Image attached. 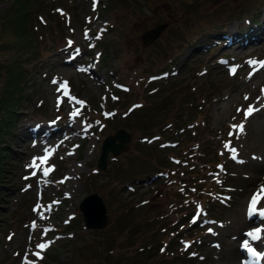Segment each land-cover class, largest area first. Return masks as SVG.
<instances>
[{"label":"rangeland","instance_id":"rangeland-1","mask_svg":"<svg viewBox=\"0 0 264 264\" xmlns=\"http://www.w3.org/2000/svg\"><path fill=\"white\" fill-rule=\"evenodd\" d=\"M12 1L0 0V95L21 63L22 95L9 130L0 128L10 153L0 179L3 264H36L47 250L37 245L53 239L67 241L58 254L64 264H146L147 253L158 246L159 256L179 230L171 245L176 264H247L245 233L264 228L247 217L251 196L264 185L257 124L264 116L259 110L244 119L237 109L256 107V77L245 63L264 58V33L250 41L236 32L255 14L264 22V0H96L95 8L94 0H26V27L38 48L28 63L15 40L16 17L2 15ZM49 16L55 22L47 28ZM162 21L145 43L143 30ZM192 93L196 103L183 117L193 125L178 128L172 114ZM72 111L80 125L58 140ZM35 123L59 128L42 137L30 129ZM240 123L243 133L232 127ZM117 127L129 137L99 168L101 140ZM202 127L211 136L197 139ZM18 138L23 142L15 144ZM45 149L47 161L40 159ZM34 158L36 168L27 167ZM93 190L105 204L99 228L85 227L78 208ZM261 237L254 242L260 252ZM259 257L264 262V253Z\"/></svg>","mask_w":264,"mask_h":264},{"label":"trees","instance_id":"trees-1","mask_svg":"<svg viewBox=\"0 0 264 264\" xmlns=\"http://www.w3.org/2000/svg\"><path fill=\"white\" fill-rule=\"evenodd\" d=\"M26 0H14L10 2L9 8L10 13L9 14H2L7 17L13 15L16 17V20L13 22V24H17L18 29V35L16 36V42H20L21 54H24V62L28 63L30 60H32L34 57L38 55V48L35 44V39L33 32L29 30L26 27L27 19L29 18V8L26 5ZM13 6H15V9L12 10ZM19 13V14H18ZM16 14V15H15ZM18 14V16H17ZM52 22H55V19L53 16L48 17V24L46 25L47 28H49L50 24ZM58 22V21H57ZM49 30V29H48ZM237 36L241 39H247L250 41H253L254 37H256L257 34H263L264 33V22L258 17L257 14L252 16L247 22H245L241 27L237 30ZM51 44H54V38L51 40ZM8 81H9V87L6 91H2L3 93L0 95V109L5 111V114H3L0 117V128H3L5 130H9V126L12 122V116L14 115L13 112L15 111L14 105L18 103L22 92H21V74H22V63L19 66V68L13 70V72L10 73ZM215 88L208 86L207 87V94L213 95L216 90ZM206 90V89H205ZM205 90L203 93H205ZM206 97V96H205ZM197 94L192 93L191 97L186 96L185 98L180 100L179 107L177 108V111H175L172 114L173 120L177 123L178 128H188L187 124L193 125V119H185L183 117V114L191 109L192 105L196 103ZM202 104V103H201ZM204 123V121H202ZM149 127V126H147ZM198 133L200 135H197V139H205L211 136V133L208 131L207 128H201ZM3 149V150H2ZM4 151V152H3ZM10 155V153L5 149V145L3 143L0 144V179L3 176L2 169L4 168L2 163L6 160V156ZM1 186V183H0ZM203 188H200V191L202 192ZM3 193V190L0 188V195ZM182 236L181 231L175 232L173 236H170L164 243L163 251H160L158 253L159 256L154 255L155 252H157L158 246H154V251H149L146 258V264H176L178 261L177 253L174 252V250L171 248V245L173 241L176 238H180ZM191 235L187 236L190 237ZM159 242H162V239L158 240ZM164 241V240H163ZM67 244V241H63L61 243L60 241L53 239V241L49 244V247H47L46 255L44 257L36 259V264H64L60 261L58 258V254L63 251V246ZM143 246V245H142ZM186 252H182L184 255H190L194 254V252L184 250ZM161 256V257H160ZM5 261V258H0V264H3Z\"/></svg>","mask_w":264,"mask_h":264},{"label":"water","instance_id":"water-1","mask_svg":"<svg viewBox=\"0 0 264 264\" xmlns=\"http://www.w3.org/2000/svg\"><path fill=\"white\" fill-rule=\"evenodd\" d=\"M164 25L165 22L162 21L144 29L141 34L143 41L148 43L154 39ZM128 137V131L124 127H117L113 132L104 135L96 159L97 167L104 168L107 153H118ZM78 208L82 215V222L85 227L99 228L104 225L106 221L105 204L100 194L95 190L85 193L81 197L78 202Z\"/></svg>","mask_w":264,"mask_h":264},{"label":"snow or ice","instance_id":"snow-or-ice-1","mask_svg":"<svg viewBox=\"0 0 264 264\" xmlns=\"http://www.w3.org/2000/svg\"><path fill=\"white\" fill-rule=\"evenodd\" d=\"M96 6V0H94L93 3V7L95 8ZM59 11V10H58ZM42 19V18H41ZM43 22V20H42ZM252 63H256V61H252ZM262 64H264V62H261ZM236 69L233 68L231 70L232 74H235ZM53 83H56L55 81H53ZM63 88H65L66 90V85L62 86ZM57 91H60V89H57ZM262 92H264V90H262ZM245 99L247 100L248 97L245 96ZM79 103H83V101H80ZM58 104H59V100H58ZM259 111L258 108H256L255 106L249 104L248 107L246 109H237V112H242L244 119H248L254 112ZM79 113L78 112H73L72 115L73 116H77ZM233 119H235V117H233ZM233 128L238 129L239 132L243 133L244 131V124L240 123V124H234L232 125ZM45 156H43L42 160L47 161V159L49 158V155H51V152L49 151V149H45ZM236 150L233 149V152H235ZM233 159H235L236 157L233 156ZM177 163H179V161H177ZM37 166V160L36 158L33 159V161L31 162L30 165H28L27 167L29 168H36ZM54 170V166L52 169L49 168H44L43 169V175L47 176L49 174L50 171ZM37 172L33 171L32 172V176H36ZM24 179H29V177H24ZM264 200V185L260 186L259 189L253 193V195L251 196L249 205H248V209H247V217L248 219L252 220V219H260L262 222H264V207H259L260 202ZM146 203V202H145ZM33 227H35V223H33ZM208 231L211 233L212 229H208ZM261 233H264V228L261 227H256L253 228L252 230L248 231L245 233V236L251 237L252 240L254 241H260L262 239L261 237ZM9 239L11 240L12 237L9 236ZM38 248H40L41 250L46 249L47 247H49L48 244H39L37 245ZM218 247V245H217ZM241 248L243 250H245L247 252V254L249 256L258 258L261 253H259L256 249H254L253 247L249 246V242L248 240H244ZM161 251H163V249H161ZM35 255L39 256V253H35ZM42 259V257H41Z\"/></svg>","mask_w":264,"mask_h":264},{"label":"bare ground","instance_id":"bare-ground-1","mask_svg":"<svg viewBox=\"0 0 264 264\" xmlns=\"http://www.w3.org/2000/svg\"><path fill=\"white\" fill-rule=\"evenodd\" d=\"M15 10H17V9H15ZM19 10V9H18ZM17 10V11H18ZM19 14V13H18ZM18 14H17V16H18ZM16 15V14H15ZM83 33V32H82ZM72 46V45H71ZM68 47V46H67ZM15 53V52H14ZM74 56V55H73ZM70 57V58H68V57H66V58H64V62L66 61V62H73V58L74 57ZM252 61H256V63H252ZM89 62V61H88ZM261 62H264V58L263 59H255V60H250V61H247L246 63H245V66L247 67V69H251V72H250V77H256V81H255V85L254 86H257L258 87V89H256L257 91H256V93H258V95H257V98H256V108H258L259 110H263V112H262V115L264 116V92H262V90H264V64H262ZM70 63V64H71ZM62 65V64H61ZM63 66V65H62ZM69 70V69H68ZM96 76V75H95ZM249 76V75H248ZM246 77V76H245ZM245 82H248V80H245ZM61 86V85H60ZM62 87V86H61ZM48 88H49V86H48ZM57 88V87H56ZM55 88V89H56ZM58 89H59V87H58ZM50 90V89H49ZM48 92V91H47ZM61 94V93H60ZM59 94V95H60ZM60 97V96H59ZM59 105V104H58ZM61 105V104H60ZM67 107V106H66ZM76 107V106H75ZM65 108V107H64ZM73 108V107H72ZM68 109V108H67ZM74 109V108H73ZM75 110V109H74ZM72 113H73V111L72 112H67V122L64 124V126L62 127V128H60V129H63V131L61 132V133H59V134H57L55 137H57L58 138V140H61V139H63V138H65L66 136H68L70 133H71V131H75V130H77V128L79 127V125H80V123L78 122V119H75L76 118V116H73L72 115ZM258 113V112H257ZM66 114V113H65ZM66 118V117H65ZM73 121L74 122H76V126L75 125H73ZM48 122V121H47ZM57 123V122H56ZM94 124V123H93ZM257 124L259 125V127L263 130V133H264V119H258V121H257ZM50 125V124H49ZM46 126V125H45ZM43 124H37V123H35V124H33V125H31L30 126V129L31 130H37L38 132V134H43L42 135V137L44 136V135H46V134H48V133H57V131H58V128L59 127H54V128H50V129H48V127H45ZM60 127H61V125H60ZM92 128V127H91ZM29 130V129H28ZM79 130V129H78ZM24 133V132H23ZM34 133V132H33ZM26 134V133H25ZM73 134H75V133H73ZM78 134V133H77ZM53 136V139H54V135H52ZM71 137V136H70ZM262 137V136H261ZM42 139V141L43 142H46V140H48V139H46V137L43 139V138H41ZM93 140V139H92ZM20 141L21 142H23V140L21 139V138H18L17 140H16V142H15V144L16 143H20ZM53 142V141H52ZM91 143H92V141H91ZM91 150V149H90ZM91 154V153H90ZM261 155H262V162H263V165H264V151H261ZM70 167V166H69ZM74 167V166H73ZM70 179V178H69ZM71 184V183H70ZM70 187H71V185H69ZM72 186H74V185H72ZM72 188V187H71ZM253 220H255V219H252V220H250V222L251 221H253ZM249 220L248 219H246V222H248ZM259 227H261V228H263V226H259ZM239 233V232H238ZM240 235H242L241 233H240ZM244 236V235H243ZM238 237H239V235H238ZM251 241H253V240H251ZM264 247V246H263ZM259 253H261V254H263L264 253V249L261 251V252H259ZM264 263V262H263ZM243 264V263H242Z\"/></svg>","mask_w":264,"mask_h":264}]
</instances>
